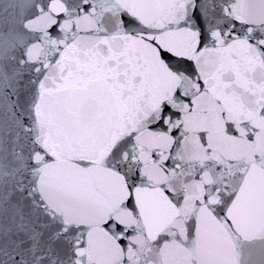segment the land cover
<instances>
[{
	"label": "snow or ice",
	"instance_id": "snow-or-ice-1",
	"mask_svg": "<svg viewBox=\"0 0 264 264\" xmlns=\"http://www.w3.org/2000/svg\"><path fill=\"white\" fill-rule=\"evenodd\" d=\"M0 264H264V0H0Z\"/></svg>",
	"mask_w": 264,
	"mask_h": 264
}]
</instances>
